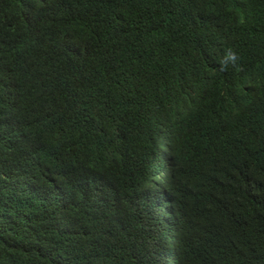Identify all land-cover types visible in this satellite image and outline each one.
<instances>
[{"label": "trees", "instance_id": "obj_1", "mask_svg": "<svg viewBox=\"0 0 264 264\" xmlns=\"http://www.w3.org/2000/svg\"><path fill=\"white\" fill-rule=\"evenodd\" d=\"M261 45L264 0H0V264H264Z\"/></svg>", "mask_w": 264, "mask_h": 264}, {"label": "clouds", "instance_id": "obj_2", "mask_svg": "<svg viewBox=\"0 0 264 264\" xmlns=\"http://www.w3.org/2000/svg\"><path fill=\"white\" fill-rule=\"evenodd\" d=\"M240 44L235 45L236 49L235 52L232 50H229L225 57L222 60V66H227L229 64L233 65L234 67L237 65L238 62V55L236 54V51H238L239 56L241 55V50L243 46L239 47ZM261 48H264V45L258 46ZM264 51V50H262ZM256 76L260 77L264 81V70L262 71L261 68H259V71L255 74ZM149 89L154 93L156 96H169L174 93H182L185 96L192 97L189 91H192L189 87L177 82L176 80L166 76L165 74L161 76L160 78H155L150 84H148ZM81 98L80 95V101L79 104H74V106L68 108V110H78L82 107L83 103L81 104ZM83 99V98H82ZM146 103H142L144 107L154 112L153 115H151L150 119L152 120L151 123V136L146 132V140L149 145V149L146 151L144 149H137L136 155H143L146 154L149 150L152 149L154 145H165V147H168L172 144L174 137L177 133L178 129V123H181V120L186 118L189 115V112H186L188 109L185 107H171L166 104H158L153 99L150 101L149 99L146 100ZM105 102V103H104ZM100 105H98L99 109H102V107H110L109 101H100ZM216 119L220 122L225 121L226 117H228L229 114H225L223 109H219L216 111ZM56 135L58 140H60L61 147L68 148V143H70L68 133L63 129H57ZM21 147L23 148L24 153L29 154L32 151V146L29 140H26ZM165 153V152H164ZM66 154V153H65ZM107 152L102 155L101 160L105 158ZM162 158L166 159L167 154L165 156L163 155L160 158V164L162 163ZM89 163V161H86ZM131 164H135L132 169L128 166L130 165L127 162L119 163L117 166L125 165L119 169L127 168V171L124 174H121L119 176V179L121 182L130 183L133 182V174L134 170L137 167H142L141 164L132 162ZM115 166V167H117ZM156 177V175H152L148 178V180H152Z\"/></svg>", "mask_w": 264, "mask_h": 264}]
</instances>
